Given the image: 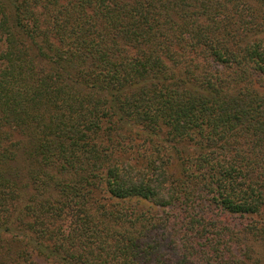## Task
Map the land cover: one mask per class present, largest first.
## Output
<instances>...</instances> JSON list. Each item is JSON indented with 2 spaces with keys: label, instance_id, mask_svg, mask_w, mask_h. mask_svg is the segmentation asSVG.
<instances>
[{
  "label": "trees",
  "instance_id": "16d2710c",
  "mask_svg": "<svg viewBox=\"0 0 264 264\" xmlns=\"http://www.w3.org/2000/svg\"><path fill=\"white\" fill-rule=\"evenodd\" d=\"M0 264H264V0H0Z\"/></svg>",
  "mask_w": 264,
  "mask_h": 264
}]
</instances>
